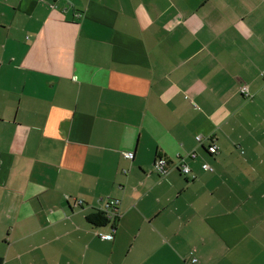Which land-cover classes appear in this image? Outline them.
<instances>
[{"label": "crops", "instance_id": "0c3cea01", "mask_svg": "<svg viewBox=\"0 0 264 264\" xmlns=\"http://www.w3.org/2000/svg\"><path fill=\"white\" fill-rule=\"evenodd\" d=\"M0 264H264V0H0Z\"/></svg>", "mask_w": 264, "mask_h": 264}, {"label": "built area", "instance_id": "2783aa9c", "mask_svg": "<svg viewBox=\"0 0 264 264\" xmlns=\"http://www.w3.org/2000/svg\"><path fill=\"white\" fill-rule=\"evenodd\" d=\"M240 91L244 94V95H250V90L249 87L247 85H242L240 87ZM196 139L199 142H202L203 140V136L202 135H197ZM209 150L211 153H216L218 152V147L215 144H212L209 147ZM125 157L133 159L134 158V152L133 151H128L124 153ZM197 152L196 151H191L190 153H188V157H192L195 158L197 157ZM173 164V166L177 167L178 169H180V171L183 174H190L191 168L189 166V164L186 162V158L179 155V159L176 162H170L169 160H167L166 158L162 157V156H158L155 160L154 163V169L160 174V175H167L170 171H171V165ZM203 168L206 170H213L212 166L209 163H204ZM119 201L118 200H112L110 202L107 203V207L105 208L106 210V214L109 218H114V217H119L120 216V212L118 211V207H119ZM112 207H114L112 209ZM102 239H106V240H112L114 238V233H100L99 235ZM196 260V259H193Z\"/></svg>", "mask_w": 264, "mask_h": 264}, {"label": "trees", "instance_id": "16d2710c", "mask_svg": "<svg viewBox=\"0 0 264 264\" xmlns=\"http://www.w3.org/2000/svg\"><path fill=\"white\" fill-rule=\"evenodd\" d=\"M87 219L94 225L103 226L110 224L113 228H116V224L119 217L109 218L104 211L97 210L95 212L89 213Z\"/></svg>", "mask_w": 264, "mask_h": 264}, {"label": "rangeland", "instance_id": "374dc122", "mask_svg": "<svg viewBox=\"0 0 264 264\" xmlns=\"http://www.w3.org/2000/svg\"><path fill=\"white\" fill-rule=\"evenodd\" d=\"M108 199H109V202H110V200L113 199V198H108ZM118 201H119V200H118ZM100 210H101V211H104V212L106 213V211H105L106 209H105V208L100 209Z\"/></svg>", "mask_w": 264, "mask_h": 264}]
</instances>
